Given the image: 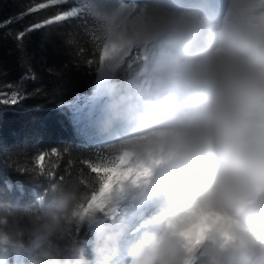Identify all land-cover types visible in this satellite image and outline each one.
Here are the masks:
<instances>
[{"label": "clouds", "instance_id": "1", "mask_svg": "<svg viewBox=\"0 0 264 264\" xmlns=\"http://www.w3.org/2000/svg\"><path fill=\"white\" fill-rule=\"evenodd\" d=\"M77 7L101 142L0 200V264H264V0Z\"/></svg>", "mask_w": 264, "mask_h": 264}, {"label": "trees", "instance_id": "2", "mask_svg": "<svg viewBox=\"0 0 264 264\" xmlns=\"http://www.w3.org/2000/svg\"><path fill=\"white\" fill-rule=\"evenodd\" d=\"M77 4L0 0V92L15 94V102L0 97V200L13 205L35 203L46 176L62 180L69 172L87 173L85 162L101 142L98 108L87 95L94 70L83 18L29 29L73 7L79 11ZM68 37L76 43L67 44ZM79 235L87 238L84 231Z\"/></svg>", "mask_w": 264, "mask_h": 264}, {"label": "snow or ice", "instance_id": "3", "mask_svg": "<svg viewBox=\"0 0 264 264\" xmlns=\"http://www.w3.org/2000/svg\"><path fill=\"white\" fill-rule=\"evenodd\" d=\"M49 2L51 4H58V3H62L63 0H49ZM39 7L44 8V7H46V5L41 4ZM77 12H78L77 8L73 7V8H71V10L64 11L62 14L56 15L53 20L45 21L44 24H36L29 29H32L33 27H44L45 25H50L54 22L65 21L67 18L76 17ZM22 35H23L22 33H19L17 38H20ZM88 65H91V58L88 60ZM5 102H7V100H5ZM11 102H15V101L13 100ZM44 159H45V156L43 153L40 154L38 159H37V165L41 168H42V162ZM85 163H86V165H88L90 163V161H86Z\"/></svg>", "mask_w": 264, "mask_h": 264}, {"label": "rangeland", "instance_id": "4", "mask_svg": "<svg viewBox=\"0 0 264 264\" xmlns=\"http://www.w3.org/2000/svg\"><path fill=\"white\" fill-rule=\"evenodd\" d=\"M0 97H1V99L3 101L7 100L8 103H10L11 101L15 100V94L7 93V91L0 92Z\"/></svg>", "mask_w": 264, "mask_h": 264}, {"label": "bare ground", "instance_id": "5", "mask_svg": "<svg viewBox=\"0 0 264 264\" xmlns=\"http://www.w3.org/2000/svg\"><path fill=\"white\" fill-rule=\"evenodd\" d=\"M219 3L221 2V0H217ZM222 7H223V0H222V4L221 5H217L215 8L217 9V10H221L222 9Z\"/></svg>", "mask_w": 264, "mask_h": 264}]
</instances>
